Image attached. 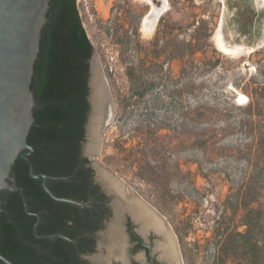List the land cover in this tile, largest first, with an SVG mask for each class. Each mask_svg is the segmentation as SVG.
I'll return each instance as SVG.
<instances>
[{"label":"rangeland","instance_id":"374dc122","mask_svg":"<svg viewBox=\"0 0 264 264\" xmlns=\"http://www.w3.org/2000/svg\"><path fill=\"white\" fill-rule=\"evenodd\" d=\"M77 5L114 101L96 159L166 219L183 264H234L222 243L245 230L243 212L228 197L247 173L253 141L247 107L264 83V29H223L239 48L226 54L215 35L221 0H168L151 35L140 30L150 9L142 1ZM150 82L157 88L140 98L138 84ZM202 107L213 113L209 122L195 118ZM206 129L210 141L199 147L195 137ZM149 142L160 148L157 165L165 169L157 185L140 178L135 161Z\"/></svg>","mask_w":264,"mask_h":264},{"label":"trees","instance_id":"16d2710c","mask_svg":"<svg viewBox=\"0 0 264 264\" xmlns=\"http://www.w3.org/2000/svg\"><path fill=\"white\" fill-rule=\"evenodd\" d=\"M49 17L33 82L37 105L28 136V143L34 147L29 159L36 174L49 176L47 185L55 196L90 206L51 198L42 180L32 178L27 162L19 157L14 178L23 189L28 211L20 192L6 191L0 213V253L14 264H72L76 248L86 249L91 244V234L107 212L106 196L92 181L88 159L81 157L90 110L88 80L94 47L77 0H52ZM138 86L137 95L143 98L158 85L150 82ZM253 90L247 107L253 134L247 173L236 192L228 197V203H235L236 209L243 212L245 230L226 234L222 243L224 253L234 264H264V83ZM194 114L204 122L213 117L206 107L195 109ZM209 130L195 137L199 147L210 141ZM159 149L156 143L149 142L135 160L140 178L153 185L160 184L164 176V167L157 165ZM28 212L40 217L36 231L37 217ZM58 234L75 244L64 237H51ZM0 264L5 263L0 260Z\"/></svg>","mask_w":264,"mask_h":264},{"label":"water","instance_id":"95a60500","mask_svg":"<svg viewBox=\"0 0 264 264\" xmlns=\"http://www.w3.org/2000/svg\"><path fill=\"white\" fill-rule=\"evenodd\" d=\"M151 1L157 6L162 5L161 0ZM51 8L52 0H0V212L2 194L6 191L20 192L28 211L23 189L17 186L14 178V166L19 157L27 162L29 175L42 180L43 189L51 198L78 206L85 205L73 199L55 196L47 185L49 176L36 174L29 159L34 147L28 143V136L35 122L34 110L37 105L33 82ZM88 87L90 110L82 154L92 161L91 166L95 170L94 182L110 197L109 206L115 214L111 222L107 223L109 228L116 225L124 214H129L136 223L141 224L144 233H149L152 227H159L163 233L161 227L165 225L173 233L159 212L96 159L102 149L104 132L114 119V101L95 49L90 60ZM28 213L37 217L34 227L36 231L40 217L36 213ZM115 230L110 234L111 241L117 235ZM157 232L159 233L158 230ZM99 235L104 237L105 233L101 231ZM55 236L63 237L60 234L51 237ZM174 237L179 251V264H183L175 234ZM120 244V241L118 244L114 241L109 245V255ZM154 251L161 252V257H167L169 264H177L173 246L165 248L164 244L157 243ZM0 260L5 264H14L1 253Z\"/></svg>","mask_w":264,"mask_h":264},{"label":"flooded vegetation","instance_id":"af4514ba","mask_svg":"<svg viewBox=\"0 0 264 264\" xmlns=\"http://www.w3.org/2000/svg\"><path fill=\"white\" fill-rule=\"evenodd\" d=\"M221 2L220 24H222V29H264V0H221ZM252 35H256V33L252 32ZM244 36L243 34L237 36V41L240 42ZM81 157L88 159L83 156L82 148ZM91 162L88 159L87 166L92 170L93 183L98 185L100 191L106 196L104 208L107 212L99 228L91 234V244L86 249L76 248L75 260L72 264H169L167 257H161V252L154 251L157 243L164 244L165 248L173 246L176 262L179 264L178 247L174 243V234L168 226L161 227L163 233L160 232L159 227H152L149 233H144L141 230V224L136 223L132 215L124 214L116 225H111L109 228L110 225L107 223L111 222L115 212L109 206L110 197L99 184L94 182L95 170L92 168ZM86 206H90V204L85 203L81 207ZM114 230L117 235H114L112 240L117 244L120 241L121 246L118 249H113V254L109 255L108 246L114 242L109 237ZM101 231L105 233L104 237L99 235ZM68 240L75 244L74 240Z\"/></svg>","mask_w":264,"mask_h":264},{"label":"bare ground","instance_id":"6f19581e","mask_svg":"<svg viewBox=\"0 0 264 264\" xmlns=\"http://www.w3.org/2000/svg\"><path fill=\"white\" fill-rule=\"evenodd\" d=\"M139 1L146 3L150 7L149 11L142 18L140 30L145 35H151L156 30L157 25H158L160 19L162 18V16L169 9L168 8V0H161L162 5H159V6L153 4L151 0H139ZM217 29H218V31H217V34H215V35H216V41H217V44L219 46V49L223 50L224 53H226V54L235 53L239 48L233 47L226 40V38L222 32L223 31L222 24H220ZM239 52H237V53H239ZM113 108H114V105H113Z\"/></svg>","mask_w":264,"mask_h":264}]
</instances>
